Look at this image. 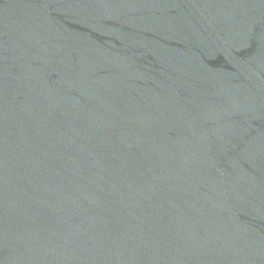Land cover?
<instances>
[{"label": "water", "instance_id": "1", "mask_svg": "<svg viewBox=\"0 0 264 264\" xmlns=\"http://www.w3.org/2000/svg\"><path fill=\"white\" fill-rule=\"evenodd\" d=\"M0 264H264V0H0Z\"/></svg>", "mask_w": 264, "mask_h": 264}]
</instances>
